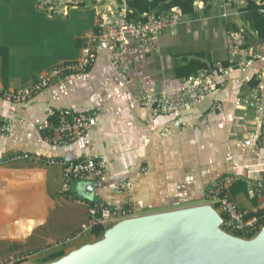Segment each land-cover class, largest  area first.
<instances>
[{
  "label": "crops",
  "instance_id": "obj_1",
  "mask_svg": "<svg viewBox=\"0 0 264 264\" xmlns=\"http://www.w3.org/2000/svg\"><path fill=\"white\" fill-rule=\"evenodd\" d=\"M202 2L194 1L192 13H182L181 23L163 31L157 49L131 69L126 81L98 52L89 70L64 77L26 102L0 95V117L11 124L0 140V157L29 153L106 161L101 179L73 184L72 193L83 202L59 194L57 166L0 167V264L11 254L41 248L47 255L65 254L94 240L93 234L73 239L87 221L90 201L124 207L130 198L133 216L188 208L208 204V188L227 175L236 179L229 198L246 218L264 215V194L249 198L247 193L264 181V148L258 143L264 132V41L251 28L245 0ZM102 3L117 8V0ZM96 22L91 0L53 14L44 10L43 0H0L3 89L25 88L57 64L77 60ZM228 31H241L259 58L219 77L212 94L192 108L152 117L138 104L147 92H173L201 65H230ZM250 90L260 96L258 109L243 105ZM66 109L96 111L97 122L79 139L55 144L48 139L54 132L45 135L39 128L46 121L55 124V114ZM126 184L130 191L119 192Z\"/></svg>",
  "mask_w": 264,
  "mask_h": 264
},
{
  "label": "built area",
  "instance_id": "obj_2",
  "mask_svg": "<svg viewBox=\"0 0 264 264\" xmlns=\"http://www.w3.org/2000/svg\"><path fill=\"white\" fill-rule=\"evenodd\" d=\"M44 10L53 14L58 8H77L86 0H43ZM96 6L97 22L87 33L80 57L75 61L62 62L41 74L25 88L6 91L0 84V95L3 99L23 103L57 81L69 75L82 74L92 66L98 52H104L112 70L126 81L131 69L137 66L147 56L157 49L160 35L169 27L177 26L183 18L179 7H172L168 12L152 11L143 21L131 17L128 9L130 0H117V8L103 4L102 0H91ZM196 5H202V0H195ZM113 7V8H112ZM226 46L231 58V64H217L210 71H199L189 76L185 82L173 92L145 93L137 101L152 117L175 114L200 104L216 88L218 78L224 76L234 67H243L249 61L259 58V54L246 45L241 31H228L225 37ZM243 105L258 109L260 96L257 90H250L243 99ZM98 112L77 113L72 110H61L55 114V124L44 122L39 129L53 131L54 136L48 139L55 144L64 145L82 137L96 125ZM0 140L10 131V122L1 118ZM264 126V120H263ZM264 148V132L258 141ZM18 164L29 166L53 167L61 170L62 185L59 194L72 202L84 200L72 193L76 182L93 183L102 178L106 161L98 156H87L79 161H68L60 158H46L29 153H13L0 157V167H10ZM236 179L227 175L212 184L206 193L208 204H212L224 217L223 227L226 231L251 237L264 225V215L260 218H246L247 212L242 211L229 198L228 191ZM129 192L130 186L124 185L118 190ZM248 197L254 198L264 194V181L255 182L248 190ZM130 198L124 207L109 206L100 201H90L87 209V221L76 233L73 239L92 234L97 228L105 229L109 225L133 217ZM72 239V240H73ZM47 255L46 249L31 250L24 253L11 254L2 264H21L38 261Z\"/></svg>",
  "mask_w": 264,
  "mask_h": 264
},
{
  "label": "water",
  "instance_id": "obj_3",
  "mask_svg": "<svg viewBox=\"0 0 264 264\" xmlns=\"http://www.w3.org/2000/svg\"><path fill=\"white\" fill-rule=\"evenodd\" d=\"M224 220L212 204L133 216L58 258L21 264H264V225L242 237Z\"/></svg>",
  "mask_w": 264,
  "mask_h": 264
},
{
  "label": "trees",
  "instance_id": "obj_4",
  "mask_svg": "<svg viewBox=\"0 0 264 264\" xmlns=\"http://www.w3.org/2000/svg\"><path fill=\"white\" fill-rule=\"evenodd\" d=\"M194 1L195 0H130L128 2V9L131 11V17L137 21H143L145 17L152 11L161 10L168 12L172 7H179L182 13L190 14L194 11ZM247 2L245 6V12L251 23V28L255 33H257V38L264 41V0H245ZM230 64V63H229ZM224 66H228V63H224ZM214 66H203L198 69H203L210 71ZM198 69H194L191 73H197ZM2 124L0 120V125ZM233 187V186H232ZM231 187V188H232ZM228 192V195L231 194ZM102 228H97L93 230L92 234L94 238H98L102 232ZM63 255V252H58L55 254H48L40 262H46Z\"/></svg>",
  "mask_w": 264,
  "mask_h": 264
},
{
  "label": "rangeland",
  "instance_id": "obj_5",
  "mask_svg": "<svg viewBox=\"0 0 264 264\" xmlns=\"http://www.w3.org/2000/svg\"><path fill=\"white\" fill-rule=\"evenodd\" d=\"M38 262H40V261H38ZM35 263H36V261H35Z\"/></svg>",
  "mask_w": 264,
  "mask_h": 264
}]
</instances>
